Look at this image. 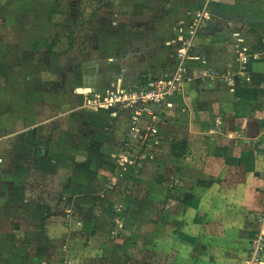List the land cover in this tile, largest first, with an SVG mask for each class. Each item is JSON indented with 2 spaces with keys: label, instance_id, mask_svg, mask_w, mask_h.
I'll return each instance as SVG.
<instances>
[{
  "label": "rangeland",
  "instance_id": "obj_1",
  "mask_svg": "<svg viewBox=\"0 0 264 264\" xmlns=\"http://www.w3.org/2000/svg\"><path fill=\"white\" fill-rule=\"evenodd\" d=\"M200 4L202 0H0V131L2 126L19 131L55 120L34 128L38 140H1L0 173L4 178L14 174L9 161L23 141L47 143L64 169L85 167L79 174L89 176V185L82 192L103 198L94 211L103 216L100 220L114 225V216L122 212L126 220L138 218L124 239L128 264H162L175 255L181 264V258L189 264H264V148L240 156L231 153L235 146L230 139L219 136L215 143L224 153L209 154L213 143L190 133L204 131L188 118L200 106L196 90L185 87L189 79L173 80L179 61L170 58L169 42L176 22L186 8ZM216 4L223 12L214 7L210 25L201 31L213 35L206 49L210 61L229 62V45L220 38L233 31L239 32L233 36L234 49L245 48L249 56V48L259 45L256 37L264 35V0ZM210 70L213 79L220 77L219 70ZM224 72V78L233 77ZM152 78L176 86L171 106L154 101L139 106L138 96L146 94ZM190 96L197 107L190 105ZM60 101L66 104L56 105ZM74 106L79 107L75 112ZM31 159L28 164L38 170L50 160ZM32 170L30 179L43 184L34 186L32 195L54 189L45 188L49 175ZM6 198L10 196L0 194V201ZM112 198H120L121 206ZM178 206L190 208L194 216L183 228L165 212ZM80 253L72 251L68 260ZM110 258L101 263L119 264L122 257L116 249Z\"/></svg>",
  "mask_w": 264,
  "mask_h": 264
},
{
  "label": "crops",
  "instance_id": "obj_2",
  "mask_svg": "<svg viewBox=\"0 0 264 264\" xmlns=\"http://www.w3.org/2000/svg\"><path fill=\"white\" fill-rule=\"evenodd\" d=\"M202 1L203 4H200L198 8H186L185 11H195L205 7L210 18V11L214 7L219 8L216 4L217 0ZM220 1L225 2V0ZM220 11L223 12V9H220ZM219 16L221 17L220 14ZM209 23L211 22L208 19L200 29L191 49V54L198 58L188 61V70L193 76L191 83H186L185 87L189 91L196 90L195 99L197 98L200 105L197 113L195 112L196 114L194 113L193 117L188 118L191 120V126L196 122L204 126V131L197 133L190 129V133L195 134V136H202L206 140L204 143H213L211 147L214 150L209 152V154H215L213 156L224 153L215 143L219 136L227 137V139H230V143L235 146L233 148L235 152H231V150V153L248 156L254 148H264V35L256 37V42L259 45L253 48L249 46V49H251L248 51L250 52L249 56L241 59L238 54L239 49H234V43L236 42L233 38L234 34L236 36L239 32L233 31L231 36L230 34H222L220 41L229 45L227 50L228 55L231 54L230 60L228 63L215 61L216 63L213 62L212 64L207 56L206 49L212 44L213 35L201 32L204 27L210 25ZM256 32L261 34L258 31ZM196 47H199V52L195 50ZM169 53L170 58L175 60L176 58H174L172 52L169 51ZM217 63L218 65H216ZM245 67L248 70L246 72L244 71ZM211 68L219 70L220 77L217 76L215 79H211L207 75H196L197 70H204L212 74ZM226 69H232L233 72H236L231 73V70ZM224 71H228L229 75L233 74V77L224 78ZM240 74L246 75V78L236 80L235 77H239ZM185 87L183 90H185ZM190 97L192 98L190 100L194 99V96ZM193 101L190 105L193 103V108L197 107L194 106L195 100ZM65 104V102L60 101L56 105ZM74 107L71 109L73 112L79 108ZM193 108L190 109L194 111ZM188 118L183 119L187 120ZM54 121L46 119L35 124L32 128L30 127V129L19 131H11L7 128L8 126H2L0 141L14 138L29 140V142L32 139L38 140L36 135L32 136L34 128L39 124H48ZM141 138L144 139V135ZM41 144L42 146H32L23 141L21 148L13 153L15 158L11 162L9 161V170L13 171L14 174L7 173L6 178H4L3 174L0 173V183L3 181L0 184V194L10 196V198H6L7 200L0 201V264H103L101 261L105 262V259H111L110 257L116 249L118 257H122L118 263L128 264L126 256L128 242L124 239L130 234L127 231H131L128 226L131 223L133 226L138 218L126 220L122 212L119 216H114V225L107 226L108 223L105 220H100L103 216L94 214L96 207H99L103 198L82 192L89 185V176L84 173L79 174V172L85 170V167L80 168L81 171H78L79 165H76V168L71 166L69 169H64L62 164L60 165V162H58L57 157H52V154L49 153L47 143L43 142ZM147 148L149 149L148 146H146ZM230 149L231 147L228 146L227 153ZM92 151L88 150V154H94ZM31 157L35 160L42 158L50 160L45 162V167L38 170L35 166L28 164L32 160ZM1 158L4 162V158L2 156ZM31 167H33L32 171H43L50 176L48 182L44 185L47 186L45 188L48 190L54 188L51 189L52 191H47L41 195H32L31 189H34V186H43V184H34L37 182L32 181L27 175ZM64 170L70 171V174H61V171ZM57 171L58 173H56ZM18 173L19 175L24 174L19 178L22 182L17 178ZM5 181L9 182L5 184ZM63 182L70 185L63 186ZM18 191H20V195H18ZM112 201L121 206L120 198H112ZM161 203L162 201L156 204L161 205ZM166 203L171 205V198L166 199ZM162 204L164 205V203ZM117 209L118 212L122 211L120 207ZM169 211H172L173 214ZM188 211H183L181 206L165 210V212H169V215L175 216L179 220L178 225L181 228L185 226L187 220L194 217ZM251 212L253 215L256 210ZM201 216L198 218H201ZM5 224L6 227H4ZM176 239V237H173L171 243L175 254L176 249H178L175 248L176 244H174L177 241ZM74 250L81 252L80 256L72 254V257L75 256L78 259L71 258L68 260V257H70L68 255ZM32 251H37V254L31 253ZM171 257H167L162 264H181L176 261V255L175 258L172 257L171 259ZM181 260L182 264H189L186 259L181 258ZM140 264H147V262H140ZM151 264L161 263L151 260Z\"/></svg>",
  "mask_w": 264,
  "mask_h": 264
},
{
  "label": "built area",
  "instance_id": "obj_3",
  "mask_svg": "<svg viewBox=\"0 0 264 264\" xmlns=\"http://www.w3.org/2000/svg\"><path fill=\"white\" fill-rule=\"evenodd\" d=\"M208 19L209 13L206 8L203 7L195 11L186 10L184 16L177 20L175 36L172 37V39H170L171 41L169 42V46L174 58L179 61L178 66H176L175 77L173 79L175 82L178 81L179 78L191 80L193 75L189 73L188 61L198 58L191 54V49L194 46V42L199 34L200 29L205 25ZM238 54L241 59H245L247 57L245 49L238 50ZM196 75H207L209 78L213 79V75L209 72H205L204 70H197ZM176 84L180 85L181 83L177 82ZM145 89L146 94L144 95V93L141 92L139 94L140 96H138L139 106L144 103L149 104L152 101L166 102L168 106H171L169 97L174 94L176 86L169 80H156L155 78H152ZM1 162L2 158L0 154V163ZM261 214H263L261 220L264 222V210ZM261 235H264V230H262Z\"/></svg>",
  "mask_w": 264,
  "mask_h": 264
}]
</instances>
